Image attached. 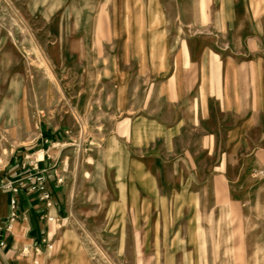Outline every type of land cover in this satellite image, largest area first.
<instances>
[{
  "label": "crops",
  "instance_id": "obj_1",
  "mask_svg": "<svg viewBox=\"0 0 264 264\" xmlns=\"http://www.w3.org/2000/svg\"><path fill=\"white\" fill-rule=\"evenodd\" d=\"M110 15L112 36L102 38V53L85 58L101 60L105 78L102 108L108 120L102 123L100 147L81 152L77 138L45 125L30 163L37 161L38 168L17 184L19 217L0 234L6 239L0 264H32V253H23L27 245L36 257L46 256L53 241L59 253L61 245L74 252L75 232L64 223L80 161L76 204H99L81 196L84 174L93 172L87 158H103L101 189L108 199L117 195L118 203L133 205L134 215L149 204L152 220L156 206L174 192L189 213L201 214L207 206L214 215L223 190L228 203L245 205L256 199V183L264 184V0H115ZM87 39L93 44L94 37ZM79 116L89 125L87 112ZM165 173L171 180H164ZM40 175L49 200L32 190ZM252 176L260 180L250 184ZM248 189L254 196H247ZM12 196L0 185L2 228ZM103 215L113 219L109 212Z\"/></svg>",
  "mask_w": 264,
  "mask_h": 264
},
{
  "label": "rangeland",
  "instance_id": "obj_2",
  "mask_svg": "<svg viewBox=\"0 0 264 264\" xmlns=\"http://www.w3.org/2000/svg\"><path fill=\"white\" fill-rule=\"evenodd\" d=\"M114 6L115 0H0V185L7 179L23 184L35 174L30 163L41 148L47 124L77 138L81 152L93 153L100 147L102 123L108 120L102 108L105 78L100 75L101 60L85 58L102 53V38L112 36ZM87 37H94L93 44H87ZM81 111L89 114V125L79 116ZM85 162L93 172L84 174L81 196L99 204H76L81 198L80 161L70 184L64 223L75 232L74 252L61 245L59 253L60 246L53 241L52 249L46 246L50 250L46 256L36 257L30 251L32 264L35 260L37 264H264L261 181L250 204L228 203V190H223V203L214 215L206 212L207 206H202L201 214L189 213L182 196L174 192L167 203L156 206L157 219L152 220L149 204H142L141 215H134L133 205L118 203L117 195L107 198L101 189L102 157ZM162 175L171 180V174ZM249 179L250 184L260 180ZM236 191L240 196V189ZM248 191L247 196H254ZM103 200L112 203L101 204ZM103 212L113 219H103ZM199 215L203 220L196 218Z\"/></svg>",
  "mask_w": 264,
  "mask_h": 264
},
{
  "label": "built area",
  "instance_id": "obj_3",
  "mask_svg": "<svg viewBox=\"0 0 264 264\" xmlns=\"http://www.w3.org/2000/svg\"><path fill=\"white\" fill-rule=\"evenodd\" d=\"M26 164H24L25 167ZM34 169H37V161L36 165L30 164ZM37 182L38 184L34 185L32 187V190H37L41 192V199L42 200H49L51 198L50 192L46 189L45 186V176L40 175L37 177ZM1 188L3 189H10L13 193V196L10 201V214H9V222L6 227H0V234L1 232L7 233L11 230L12 228V223L18 219L19 217V212H18V193L20 189V185H17L15 182L11 180H2ZM49 220H52V218H49ZM6 245V239L0 237V246L4 247ZM49 249H52L51 245H48ZM32 250V247L30 245H27L23 248V253L29 254L30 251ZM36 252H40V248L35 249ZM35 263L37 264V260H35Z\"/></svg>",
  "mask_w": 264,
  "mask_h": 264
}]
</instances>
